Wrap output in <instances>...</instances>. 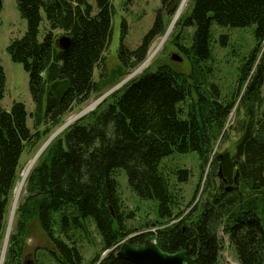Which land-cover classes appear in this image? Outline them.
Returning <instances> with one entry per match:
<instances>
[{
    "label": "trees",
    "instance_id": "trees-1",
    "mask_svg": "<svg viewBox=\"0 0 264 264\" xmlns=\"http://www.w3.org/2000/svg\"><path fill=\"white\" fill-rule=\"evenodd\" d=\"M159 2L166 7L170 0ZM16 6L26 30L9 41L6 52L27 73L33 108L28 111L21 101L8 109L0 105V247L22 153L48 137L74 106L142 63L167 25L159 8L140 44L130 49L122 17L118 64L110 79L104 52L111 40L113 0H95V6L87 0H16ZM177 24L192 29L187 42L181 30L171 40L189 71L165 62L142 71L50 141L27 175L2 264H23L24 239L34 220L57 264H84L81 241L90 240L92 231L100 252L86 264H134L116 256L119 245L147 239L168 252L188 244L196 264H227L219 255L220 226L239 264H264V222L258 214V207L264 211V0H192ZM216 27L251 28L254 42L239 58L235 83L227 91L211 78L213 43L228 44L226 34L216 37ZM57 30L69 37L65 49L56 45ZM62 79L70 87L58 99L50 84ZM5 81L0 64V100ZM232 111L234 120L226 127ZM231 130L233 149H214ZM188 152L196 153L206 195L196 199L198 183L182 209L178 184L191 172L166 170L162 161ZM118 170L138 200L153 202L151 221L138 227L129 222L134 212L123 207Z\"/></svg>",
    "mask_w": 264,
    "mask_h": 264
},
{
    "label": "rangeland",
    "instance_id": "rangeland-1",
    "mask_svg": "<svg viewBox=\"0 0 264 264\" xmlns=\"http://www.w3.org/2000/svg\"><path fill=\"white\" fill-rule=\"evenodd\" d=\"M87 1L91 3L92 6H95V0ZM180 1L181 0L176 1L177 4L175 7H173L172 10L166 11V7L160 6L159 0H113L114 14L112 17L111 40L109 47L104 52V65L108 75H110V79V73L112 71V68H115L118 64L117 49L119 46L121 18L124 17L127 23V34L124 39L125 45L130 49H134L140 44L141 39L152 26L157 10L161 8L160 12L164 23L167 24V27L171 23L172 16ZM191 1L192 0L188 1L184 11L177 19V21L188 13L191 7ZM125 6H127V9H125ZM177 21L173 26V29L168 38L166 39L165 43L143 68L139 70V67L143 63L142 62L138 66H136V68L132 69L128 74L124 75L119 80L117 79L118 81L114 80L110 83L104 82L105 85H102L101 92L93 93L90 98L82 105L74 106L70 112L63 116L61 124L52 129L48 137L43 138L34 149H26L22 153L18 165L17 179L14 188L12 189L6 211V228L12 207L14 189L18 181L21 179L22 172L29 166L37 151L40 150L39 148L41 147V145L44 144L46 140H48V138L53 132H55L58 128L64 125L68 119L75 117L76 115L79 116L81 112L85 110V108L87 109V107L94 102V106L90 107L87 111L82 114H86L87 112L93 110L100 103L99 98L106 93H108V95H106L104 98L106 99L105 102H108L109 96L114 90L119 89L123 84H125V82L139 75L142 71L146 69L148 72L155 70L157 64L164 62L170 63L172 67L176 70L184 71L185 73L189 71L188 63L184 60V57L172 44L171 40L173 36L181 30L187 42L189 39V35L192 32V29L188 27H181L179 24H177ZM25 30L26 21L21 17L17 9L16 0H2V8L0 10V64L3 66L6 81L5 92L3 98L0 100V105L4 109H8L13 101L23 102L28 111L32 110L33 108V103L31 101V97L28 90L27 73L23 69L22 65L18 62L12 61L6 52V46L9 41L13 38L20 37L25 32ZM55 32L57 36L63 34L61 31L58 30ZM214 33L216 37L219 34H226L228 37V44L226 47H220L217 43H213V60L210 62L213 68V75L211 77L212 80L219 83L224 91H227L235 83L239 58L241 57V55H243V53L247 52V50H249L254 44L251 34V28L229 29L216 27L214 29ZM161 36L162 35L159 34L153 39L146 55V58L151 52V50L155 47V45H157ZM39 38H41V34L39 35ZM171 53H178L182 57V61L176 62L170 59ZM94 78L96 80L98 79L97 68L94 70ZM261 94L264 96V84L261 87ZM78 116L71 123L64 126L59 133L64 131V129H66L70 124L77 120ZM233 120L234 112L232 111L228 118V122L226 123V127H230ZM27 122L28 125L31 126L30 118H28ZM235 139L236 135L231 130L229 131L227 137L220 144L218 142L215 145L214 149L219 150L226 148L231 151L233 149ZM162 165L166 170L169 171L175 169L176 167H182L189 169L191 172V176L187 182L178 184V186L180 187L179 192L182 194V209H187V204L192 199L198 183L200 185L198 187L196 199L200 195V198H203L206 195V192H203L202 190L203 180L199 182V164L195 152H188L185 154H171L169 157L163 159ZM115 174L119 182V191L121 199L123 201V207L125 211L134 212L133 219L129 221L132 226L138 227L140 224H143L146 221H151L155 216L153 202L138 200L134 193L127 187L125 173L121 170H118ZM214 179L215 180H213V182L219 184V179L217 177H215ZM24 186L19 201L24 195ZM222 187L226 188V191L228 192L231 191V186H228L226 183H222ZM258 214L263 218L264 222V211L260 207H258ZM139 231L141 232V228L139 229ZM218 233L219 237L222 238V246L219 253L220 259L227 264H239L236 258L234 248L229 242L228 236L225 234L223 235L222 233V226L219 227ZM49 250H53L51 243L44 235L37 221H32L29 225L28 234L24 239L22 257L23 264H57ZM81 251L84 257V264L88 263L97 254V252H100L99 237L95 232L92 231L90 240L84 238V241H81ZM105 252H102V255H104Z\"/></svg>",
    "mask_w": 264,
    "mask_h": 264
},
{
    "label": "water",
    "instance_id": "water-1",
    "mask_svg": "<svg viewBox=\"0 0 264 264\" xmlns=\"http://www.w3.org/2000/svg\"><path fill=\"white\" fill-rule=\"evenodd\" d=\"M175 6L176 0H170L166 5V11L172 10ZM56 45L61 49L67 48L69 45V37L64 34L58 36L56 39ZM170 59L176 62L182 61V57L178 53H171ZM69 87L70 83L67 79L57 80L50 84L53 94L58 99L63 97ZM106 95H108V93L102 95L99 98V101L104 99ZM82 115L84 114H80L78 118ZM42 146L43 144L39 149H41ZM218 175L220 178L221 173L219 172ZM234 181H236V175L234 176ZM116 256L134 264H196V258L192 256L191 248L188 244H186L183 249L175 252H168L162 250L155 241L149 239L137 245L130 244L127 241L122 242L116 251Z\"/></svg>",
    "mask_w": 264,
    "mask_h": 264
},
{
    "label": "bare ground",
    "instance_id": "bare-ground-1",
    "mask_svg": "<svg viewBox=\"0 0 264 264\" xmlns=\"http://www.w3.org/2000/svg\"><path fill=\"white\" fill-rule=\"evenodd\" d=\"M189 0H181L179 5L177 6L173 16H172V20L171 23L166 27L165 31L163 32L161 38L159 39L157 45H155V47L151 50V52L148 54L147 58L143 61L142 65L139 67V70L141 68H143L149 61L150 59L154 56V54L161 48V46L165 43L166 39L168 38V36L170 35L173 26L175 25L177 19L180 17V15L182 14V12L184 11L187 3ZM177 4V3H176ZM137 72V71H136ZM94 106V102L91 103L87 109L85 108V110H83L81 112L84 113L85 111H87L90 107ZM78 115H76L75 117H72L70 119H68L64 125H62L60 128H58L55 132H53L50 137L48 138V140L45 141V143L43 144L42 148L38 151V153H41L45 147L47 146V144L52 140L53 137H55V135H57L64 126L68 125L69 123H71L74 119L77 118ZM36 153V155L34 156L33 160L30 162L29 166L22 172L21 174V179L18 181L15 189H14V196H13V202H12V207H11V211H10V216H9V221L7 224V228H6V232L5 235L3 237V242H2V246H1V250H0V264L3 263L4 260V256H5V252H6V248H7V243H8V236L9 233L11 231L12 228V224H13V220H14V216H15V211H16V207L18 204V201L20 199V195L23 189V186L25 184L27 175L30 171V169L32 168L33 164L36 162V160L38 159V156L40 154Z\"/></svg>",
    "mask_w": 264,
    "mask_h": 264
}]
</instances>
